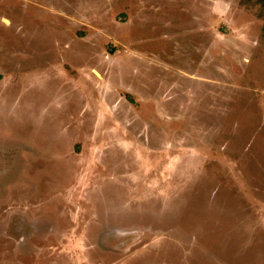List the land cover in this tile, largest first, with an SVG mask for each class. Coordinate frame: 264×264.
Returning <instances> with one entry per match:
<instances>
[{"label": "rangeland", "instance_id": "obj_1", "mask_svg": "<svg viewBox=\"0 0 264 264\" xmlns=\"http://www.w3.org/2000/svg\"><path fill=\"white\" fill-rule=\"evenodd\" d=\"M263 17L0 0V264H264Z\"/></svg>", "mask_w": 264, "mask_h": 264}, {"label": "trees", "instance_id": "obj_2", "mask_svg": "<svg viewBox=\"0 0 264 264\" xmlns=\"http://www.w3.org/2000/svg\"><path fill=\"white\" fill-rule=\"evenodd\" d=\"M247 2L251 1V0H245ZM254 1H257L261 4V6L263 7V10H264V0H254ZM263 26H264V17H263Z\"/></svg>", "mask_w": 264, "mask_h": 264}]
</instances>
